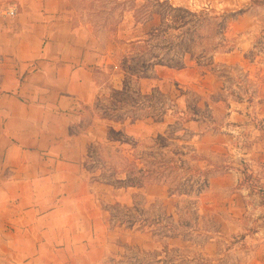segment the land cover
<instances>
[{
	"label": "rangeland",
	"instance_id": "rangeland-1",
	"mask_svg": "<svg viewBox=\"0 0 264 264\" xmlns=\"http://www.w3.org/2000/svg\"><path fill=\"white\" fill-rule=\"evenodd\" d=\"M67 9L103 42L83 169L110 263L264 264V0Z\"/></svg>",
	"mask_w": 264,
	"mask_h": 264
},
{
	"label": "crops",
	"instance_id": "crops-1",
	"mask_svg": "<svg viewBox=\"0 0 264 264\" xmlns=\"http://www.w3.org/2000/svg\"><path fill=\"white\" fill-rule=\"evenodd\" d=\"M102 43L67 0H0V264H111L83 169Z\"/></svg>",
	"mask_w": 264,
	"mask_h": 264
},
{
	"label": "built area",
	"instance_id": "built-area-1",
	"mask_svg": "<svg viewBox=\"0 0 264 264\" xmlns=\"http://www.w3.org/2000/svg\"><path fill=\"white\" fill-rule=\"evenodd\" d=\"M10 16H15L17 14V10L16 8H12L11 10H9L7 12Z\"/></svg>",
	"mask_w": 264,
	"mask_h": 264
},
{
	"label": "trees",
	"instance_id": "trees-1",
	"mask_svg": "<svg viewBox=\"0 0 264 264\" xmlns=\"http://www.w3.org/2000/svg\"><path fill=\"white\" fill-rule=\"evenodd\" d=\"M262 197H263V201H264V194H263V196H262Z\"/></svg>",
	"mask_w": 264,
	"mask_h": 264
}]
</instances>
